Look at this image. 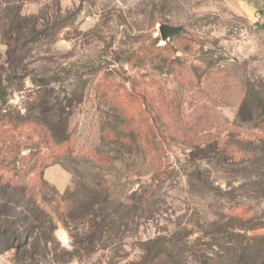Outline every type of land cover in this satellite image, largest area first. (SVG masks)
I'll return each instance as SVG.
<instances>
[{"label": "rangeland", "instance_id": "obj_1", "mask_svg": "<svg viewBox=\"0 0 264 264\" xmlns=\"http://www.w3.org/2000/svg\"><path fill=\"white\" fill-rule=\"evenodd\" d=\"M22 15L66 24L28 52L0 42V186L54 219L40 264H264V229L243 228L264 222V0H28ZM161 24L183 31L164 42Z\"/></svg>", "mask_w": 264, "mask_h": 264}, {"label": "trees", "instance_id": "obj_2", "mask_svg": "<svg viewBox=\"0 0 264 264\" xmlns=\"http://www.w3.org/2000/svg\"><path fill=\"white\" fill-rule=\"evenodd\" d=\"M26 1L0 0V42L7 46L10 56L17 51L28 52L32 45L42 41H54L66 25L61 21L50 25L48 17H24L22 5ZM21 60L14 58V63ZM10 189L13 195L9 193ZM27 194L26 188L0 186V198L6 199L3 202L0 200V255L15 250L16 263L40 264L42 260H47L56 243V224L40 203L28 200ZM9 196L17 197L12 205ZM100 225L98 229L101 233L104 228ZM243 228L250 231L264 229V222L245 225ZM160 242L159 238L153 242L156 245L147 250L148 255L159 257L166 253ZM255 243L259 244L261 240Z\"/></svg>", "mask_w": 264, "mask_h": 264}, {"label": "water", "instance_id": "obj_3", "mask_svg": "<svg viewBox=\"0 0 264 264\" xmlns=\"http://www.w3.org/2000/svg\"><path fill=\"white\" fill-rule=\"evenodd\" d=\"M183 31L182 27L171 26L167 24H161L159 26V32L164 42H168L170 38Z\"/></svg>", "mask_w": 264, "mask_h": 264}, {"label": "built area", "instance_id": "obj_4", "mask_svg": "<svg viewBox=\"0 0 264 264\" xmlns=\"http://www.w3.org/2000/svg\"><path fill=\"white\" fill-rule=\"evenodd\" d=\"M257 19H261V15L257 14ZM241 31V30H240ZM237 33V32H236Z\"/></svg>", "mask_w": 264, "mask_h": 264}]
</instances>
